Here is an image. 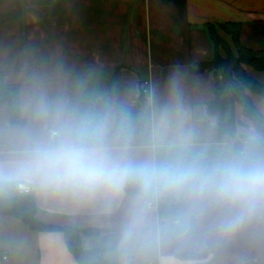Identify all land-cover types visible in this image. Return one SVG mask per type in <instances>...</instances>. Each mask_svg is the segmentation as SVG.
Listing matches in <instances>:
<instances>
[{
  "label": "crops",
  "instance_id": "0c3cea01",
  "mask_svg": "<svg viewBox=\"0 0 264 264\" xmlns=\"http://www.w3.org/2000/svg\"><path fill=\"white\" fill-rule=\"evenodd\" d=\"M221 23L240 24L241 45L264 52V0H0V85L15 87L19 108L15 121L10 102H0V182H28L38 220L95 230L82 247L109 249L117 264H264V206L226 227L239 208L212 195L123 187L72 198L45 190L22 166L97 122L111 154L133 164L199 158L210 169L234 159L235 140L219 136V115L208 112L215 71L199 67L214 56L208 25ZM244 67L264 84V71ZM248 95L264 114V98ZM124 106H136L137 123L119 135L114 113ZM234 111L235 139H258L241 107ZM164 204L176 210L159 214ZM0 264L79 263L61 231L0 214Z\"/></svg>",
  "mask_w": 264,
  "mask_h": 264
},
{
  "label": "clouds",
  "instance_id": "9594fccd",
  "mask_svg": "<svg viewBox=\"0 0 264 264\" xmlns=\"http://www.w3.org/2000/svg\"><path fill=\"white\" fill-rule=\"evenodd\" d=\"M22 166L34 173L45 190L72 198L91 197L105 188L120 190L130 180H135L145 194L188 190L212 195L239 208V214L226 227L238 226L246 214L264 206V163L246 162L239 156L210 169L180 160L133 164L114 157L101 134L89 138L87 133H80L39 147Z\"/></svg>",
  "mask_w": 264,
  "mask_h": 264
},
{
  "label": "trees",
  "instance_id": "16d2710c",
  "mask_svg": "<svg viewBox=\"0 0 264 264\" xmlns=\"http://www.w3.org/2000/svg\"><path fill=\"white\" fill-rule=\"evenodd\" d=\"M218 29H222L228 39L232 41L234 52L230 49L227 41L218 34ZM208 32L213 41L215 50L214 56L206 63L200 64V69H212L218 72L216 76V85L214 99L208 104L210 114L219 115L218 134L222 136L226 132L234 141V159L243 158L247 161L257 162L264 157V114L257 109L252 102L250 94H256L264 98V84L251 78L244 66L253 68L256 71H264V52L248 50L241 45L238 38L240 33V24L221 23L218 26L209 24ZM224 52L222 55L219 49ZM15 87H6L0 85V102H10L11 119L18 121L19 108L17 106V91ZM241 107L245 119L253 125L258 139L254 141L242 142L236 140V125L234 105ZM136 106H124L115 109V130L119 135H125L132 132L133 126L137 123ZM99 123L95 125H82L73 137L80 133H87L89 138L99 134ZM72 137V138H73ZM193 162L198 166L207 169L208 163L202 159H195ZM12 183L0 182V189L5 195L0 196V214L15 216L28 225L31 229L43 231H61L64 233L65 244L69 252L74 256L79 264H117L105 257L109 249L87 248L81 245V238L86 235H94L96 232L92 229H78L76 227H59L36 218V206L34 199L30 195H18L8 191ZM127 193H140L141 188L135 180H130L124 185ZM176 210V205H159V214H172ZM188 259H202L200 254H188L183 256Z\"/></svg>",
  "mask_w": 264,
  "mask_h": 264
},
{
  "label": "built area",
  "instance_id": "2783aa9c",
  "mask_svg": "<svg viewBox=\"0 0 264 264\" xmlns=\"http://www.w3.org/2000/svg\"><path fill=\"white\" fill-rule=\"evenodd\" d=\"M1 79V78H0ZM140 95L144 97L149 96V87L146 86V84L140 85ZM57 133L55 131L52 132V137L55 136ZM8 191L11 193H16L18 195H32V189L31 186L28 182L25 181H14L12 182V185L9 186ZM3 260H7V256L3 255L2 256Z\"/></svg>",
  "mask_w": 264,
  "mask_h": 264
},
{
  "label": "rangeland",
  "instance_id": "374dc122",
  "mask_svg": "<svg viewBox=\"0 0 264 264\" xmlns=\"http://www.w3.org/2000/svg\"><path fill=\"white\" fill-rule=\"evenodd\" d=\"M219 31H218V34H219V36L221 37V38H225V40L227 41V44L229 45V47H230V49H232V44H231V41L229 40V39H227V37H225V33H224V31L221 29H218ZM232 45V46H231ZM224 52L222 51L221 52V54H223ZM236 105V104H235ZM235 105H234V107H235Z\"/></svg>",
  "mask_w": 264,
  "mask_h": 264
},
{
  "label": "water",
  "instance_id": "95a60500",
  "mask_svg": "<svg viewBox=\"0 0 264 264\" xmlns=\"http://www.w3.org/2000/svg\"><path fill=\"white\" fill-rule=\"evenodd\" d=\"M214 75H215V76H218V72H217V71H215V72H214Z\"/></svg>",
  "mask_w": 264,
  "mask_h": 264
}]
</instances>
